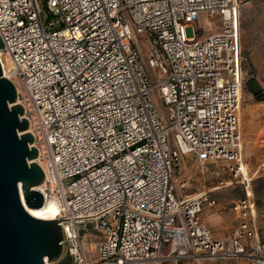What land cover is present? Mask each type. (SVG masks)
<instances>
[{"label": "built area", "instance_id": "obj_1", "mask_svg": "<svg viewBox=\"0 0 264 264\" xmlns=\"http://www.w3.org/2000/svg\"><path fill=\"white\" fill-rule=\"evenodd\" d=\"M246 1L0 0L3 77L24 106L41 192L60 201L75 264H99L82 243L80 227L90 225L104 264H264L240 129ZM204 15L221 31L202 37ZM184 158L218 184L180 194ZM231 185L242 189L231 205L239 223L219 238L202 212Z\"/></svg>", "mask_w": 264, "mask_h": 264}, {"label": "water", "instance_id": "obj_2", "mask_svg": "<svg viewBox=\"0 0 264 264\" xmlns=\"http://www.w3.org/2000/svg\"><path fill=\"white\" fill-rule=\"evenodd\" d=\"M23 113L16 87L3 77L0 66V264L56 263L66 254L63 226L28 210L45 202L43 192L36 189L45 173L35 161L39 152Z\"/></svg>", "mask_w": 264, "mask_h": 264}, {"label": "rangeland", "instance_id": "obj_3", "mask_svg": "<svg viewBox=\"0 0 264 264\" xmlns=\"http://www.w3.org/2000/svg\"><path fill=\"white\" fill-rule=\"evenodd\" d=\"M241 24H243L241 45L244 52L245 77L247 80L254 78L257 86L262 89L264 95V0H250L241 4ZM222 21L216 19L210 21L205 15L201 17L196 27L201 30V36L221 31ZM188 36H194L195 30L192 27L187 29ZM140 39L144 41L145 48L146 35L140 34ZM161 78L160 72H157ZM243 105L241 109V131L243 134V157L246 167L254 176V180L259 177L264 178L262 164H264V100L258 101L246 88L243 91ZM157 106L162 109L163 102L154 93ZM242 141V142H243ZM195 163H189L184 158L176 168L175 177L178 183L182 179L188 180V186L179 190L180 194H188L193 191L208 190L218 184L219 179L211 172L203 173L201 167H196ZM250 167V168H249ZM261 169V170H259ZM263 173V175H262ZM213 195L218 199V206L215 208L204 209L202 212L209 225L217 236L227 237L233 226L238 224L234 212L231 211V205L235 198L241 197L242 189L239 185H231L221 190H216ZM257 226L264 232V190H261L257 198ZM82 243L87 255L93 261H98V242L101 241V234L98 233L93 225L81 226ZM222 233L223 235H218ZM167 250V248H165ZM47 264V262H46ZM49 264H75L71 257L66 254L56 263ZM202 264H250L246 260L237 259H211L203 261Z\"/></svg>", "mask_w": 264, "mask_h": 264}, {"label": "bare ground", "instance_id": "obj_4", "mask_svg": "<svg viewBox=\"0 0 264 264\" xmlns=\"http://www.w3.org/2000/svg\"><path fill=\"white\" fill-rule=\"evenodd\" d=\"M35 161L39 162V159H36ZM264 167V164L261 165L260 168ZM250 168V167H249ZM243 172L244 174H247L249 172L248 168L246 167V163H243ZM44 183H42V185L38 186L36 189H39L40 191H42V188H44ZM248 194L252 197V192L250 191V186L248 188ZM21 196L23 199V192H21ZM44 204L42 207L39 208H30L28 207L29 212L37 217V218H45V219H57L58 220V215L60 212V201H57L54 197H49L47 196V198L44 200ZM47 264H49V261L46 260Z\"/></svg>", "mask_w": 264, "mask_h": 264}, {"label": "trees", "instance_id": "obj_5", "mask_svg": "<svg viewBox=\"0 0 264 264\" xmlns=\"http://www.w3.org/2000/svg\"><path fill=\"white\" fill-rule=\"evenodd\" d=\"M241 29L243 30V24H241ZM244 56V52H243ZM245 58V57H244ZM245 71V66H244ZM248 89L249 92L256 97L258 101L264 100V95L262 89L257 86L256 80L254 78L247 80L244 89ZM254 194L256 195V200L259 197L261 190H264V178L259 177V179L253 182Z\"/></svg>", "mask_w": 264, "mask_h": 264}, {"label": "crops", "instance_id": "obj_6", "mask_svg": "<svg viewBox=\"0 0 264 264\" xmlns=\"http://www.w3.org/2000/svg\"><path fill=\"white\" fill-rule=\"evenodd\" d=\"M244 88H245V87H244ZM243 91H244V90H243ZM241 109H242V108H241ZM240 112H241V111H240ZM241 114H242V112H241ZM240 125H241V121H240ZM240 129H241V127H240ZM241 132H242V131H241ZM242 136H243V134H242ZM262 141H264V138L262 139ZM243 143H244V141H243ZM212 194H213V192H212ZM235 199H236V198H235ZM235 199H234V200H235ZM234 200H233V201H234ZM217 206H218V205H216L215 208H216ZM213 208H214V207H213ZM205 209H209V208H205ZM231 211L233 212L232 208H231ZM234 214H235V217H236V219H237V216H236V213H235V212H234ZM204 218L206 219L205 216H204ZM206 221H207V219H206ZM237 222L239 223L238 219H237ZM207 223H208V221H207ZM208 225H209V223H208ZM209 226H210V225H209ZM210 227H211V226H210ZM233 227H234V226H233ZM233 227H232V228H233ZM232 228H231V229H232ZM211 229H212V228H211ZM232 230H233V229H232ZM232 230H231V232H232ZM231 232H230V234H231ZM214 233H215V232H214ZM230 234H229V235H230ZM215 235H216V234H215ZM218 235H223V234H222V233H219ZM229 235H228V236H229ZM216 236H217V235H216ZM217 237H219V238H227V237H221V236H217Z\"/></svg>", "mask_w": 264, "mask_h": 264}]
</instances>
